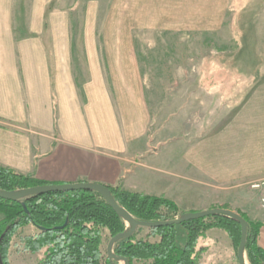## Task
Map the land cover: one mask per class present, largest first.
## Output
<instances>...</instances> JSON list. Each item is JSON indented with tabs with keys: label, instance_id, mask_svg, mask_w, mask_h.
Instances as JSON below:
<instances>
[{
	"label": "crops",
	"instance_id": "obj_1",
	"mask_svg": "<svg viewBox=\"0 0 264 264\" xmlns=\"http://www.w3.org/2000/svg\"><path fill=\"white\" fill-rule=\"evenodd\" d=\"M51 1H31L19 29L17 0H0V167L45 185L119 187L162 196L177 206L192 182L198 199L227 191L252 196L243 204L249 217L255 206L264 211V187L251 188L264 181V43L252 61L235 60L227 47L235 36L249 35L236 27L235 16L241 13L243 21L250 0H192L190 12L172 10L161 18L163 31L193 33L201 46L208 39L220 43L201 58L193 77L178 79L184 86L174 103L167 96L157 101L147 89L143 52L150 46L117 42L118 33L131 40V30H113L108 44L105 28L87 27L83 43L74 45L69 14L45 13ZM259 31L257 36H264ZM219 36L228 38H214ZM74 52H80L81 62L73 59ZM238 67H252V73L240 74ZM187 82L193 83L192 98ZM191 109L199 119L188 144L182 125L184 140L159 151L151 146L153 116L163 113L180 123ZM166 150L173 155L167 163L160 157ZM259 222L258 243L264 249V220Z\"/></svg>",
	"mask_w": 264,
	"mask_h": 264
},
{
	"label": "rangeland",
	"instance_id": "obj_2",
	"mask_svg": "<svg viewBox=\"0 0 264 264\" xmlns=\"http://www.w3.org/2000/svg\"><path fill=\"white\" fill-rule=\"evenodd\" d=\"M31 1L33 0H17L19 22H17V27L19 29L25 23L26 15L30 11ZM243 3L244 1H241V4ZM192 8V0H53L47 4L45 13L64 11L69 14L68 23L71 26V42L74 45H81L83 43V31L87 27L95 29L105 28L107 34L103 42L108 44L113 42V30H131L133 34L131 40H128L126 36H121L118 33L117 42H131L150 46L144 49L143 52V55L146 57H144L143 61V71L147 76V89L157 101L162 99L163 96H167L170 98L171 103H174L173 101H176L179 86H184L179 83L178 79L182 77H193L195 71H197L196 66L201 58H208L211 50L214 49L215 51V48L217 49L220 45L218 41L208 39L205 41V45L201 46L200 36H195L193 33L173 34L161 30L162 28H167L161 22V18L163 16L168 17L169 11L177 10L188 13ZM244 15L243 21L241 13L238 14V17L235 16V24L237 28H241L240 30L244 29L249 35L235 36L234 43L232 45L228 43L227 46L229 48L228 52L239 62L241 59L250 61L257 59L258 54L254 50L257 49L261 42L262 44L264 43V36H257V31H264L262 29L264 28V0H250ZM214 38L225 40L228 37L219 36ZM43 42L47 46L50 43L49 26L47 24L45 25ZM242 49L245 51L243 54L244 59L241 56ZM73 59L76 62L78 60L81 62L80 52H74ZM79 65L81 66V64ZM237 70L240 74L252 73V67H238ZM186 88L187 96L192 98L193 83L187 82ZM167 102L166 99L164 101L160 100L159 104H166ZM175 109L173 107L170 111H174ZM162 110L160 109L159 111L161 112ZM188 113L182 116L180 123H178V120H172L173 117H167L163 113L153 116V122L149 131L151 146L159 151L172 143H177L180 138L184 140L181 134L182 132H179L182 125L186 129L185 140L188 144L190 142L188 139L193 136L194 121L195 119H199V117L193 116L192 109ZM205 119L208 120V117H205ZM168 136L169 140H166ZM172 156V153L166 150L160 156L161 161L167 163L169 162L168 159H171ZM190 184V186L186 187L187 194L180 196L178 206L176 205L181 212L195 209L200 210L202 208L211 210L212 208L223 207L235 215L239 212L244 213L251 221L260 223L259 221L264 220V211L257 206L254 207L255 215H251V217L243 210L245 200L248 198L252 199V196H246L245 198L242 196L237 197L227 191L216 190L213 195L205 196L202 193L200 200L193 196L192 182ZM245 187L251 191L249 188L250 185L246 184ZM203 192H206V190H203ZM253 202L257 205V197H253ZM127 226L129 227V225ZM37 233L38 230L31 225L15 232L9 248L8 260L10 264H37L44 258L45 249L35 254L25 253L23 249V239L34 236ZM135 234H137L138 239H146L148 235L147 227L137 228ZM110 240L111 238L107 232L103 231L101 243L102 261L107 257L106 250ZM149 240L154 241L155 239L151 238ZM200 245L205 251L200 256L199 264H237L236 253L238 247L236 249L233 247L228 236L223 231L218 229L207 231L206 238L200 242ZM244 254L245 263L249 264L245 251ZM119 264L124 263L120 262Z\"/></svg>",
	"mask_w": 264,
	"mask_h": 264
},
{
	"label": "trees",
	"instance_id": "obj_3",
	"mask_svg": "<svg viewBox=\"0 0 264 264\" xmlns=\"http://www.w3.org/2000/svg\"><path fill=\"white\" fill-rule=\"evenodd\" d=\"M41 185L45 184L32 176L0 167V191L15 192ZM106 189L119 206L147 226L146 239L134 234L113 247V254L128 264H199L205 251L200 242L213 229L223 231L235 249L239 245L241 227L229 215L168 225L191 212H181L162 196L130 193L119 187ZM211 210L227 211L223 207ZM236 216L247 225L244 251L249 264H264V250L257 243L262 225L244 213ZM0 217V264H10L12 237L29 225L38 233L23 239V249L32 254L45 249L44 258L37 264H119L107 257L102 261V232L112 239L129 230L100 195L84 190L34 195L14 202L0 199Z\"/></svg>",
	"mask_w": 264,
	"mask_h": 264
},
{
	"label": "water",
	"instance_id": "obj_4",
	"mask_svg": "<svg viewBox=\"0 0 264 264\" xmlns=\"http://www.w3.org/2000/svg\"><path fill=\"white\" fill-rule=\"evenodd\" d=\"M92 191L100 195V197L112 208V210L122 218V220L129 225V230L119 234L115 237H113L110 242L108 243L106 255L107 258L116 261V262H123L124 264H128L127 260L122 257H117L113 254V247L115 244H117L122 239H125L127 237L133 236L139 227H147L146 225L140 224L132 215H130L123 207L119 206L111 197L106 187L97 185V184H91V183H78V184H72V185H41L38 187H34L27 190H21V191H15V192H3L0 191V199L6 200V201H18L20 199H24L29 196L34 195H43L46 193H66V192H72V191ZM217 214H225L229 215L232 218H234L241 227V236H240V242L237 248L236 258L238 264H245V254H244V246H245V235H246V223L237 217L235 214L230 213L228 211H218V210H206L203 212H191L187 213L186 215L182 216L181 218L176 219L172 223L174 225H179L183 222L201 219Z\"/></svg>",
	"mask_w": 264,
	"mask_h": 264
},
{
	"label": "built area",
	"instance_id": "obj_5",
	"mask_svg": "<svg viewBox=\"0 0 264 264\" xmlns=\"http://www.w3.org/2000/svg\"><path fill=\"white\" fill-rule=\"evenodd\" d=\"M262 187H264V181H261L259 183H254L251 185L252 189H261ZM260 202L264 206V196L261 198Z\"/></svg>",
	"mask_w": 264,
	"mask_h": 264
},
{
	"label": "bare ground",
	"instance_id": "obj_6",
	"mask_svg": "<svg viewBox=\"0 0 264 264\" xmlns=\"http://www.w3.org/2000/svg\"><path fill=\"white\" fill-rule=\"evenodd\" d=\"M245 264H247V263H245Z\"/></svg>",
	"mask_w": 264,
	"mask_h": 264
}]
</instances>
